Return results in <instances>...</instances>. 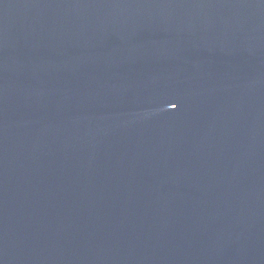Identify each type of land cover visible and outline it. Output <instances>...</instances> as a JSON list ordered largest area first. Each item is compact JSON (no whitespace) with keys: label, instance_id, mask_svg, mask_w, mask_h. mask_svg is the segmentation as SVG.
I'll use <instances>...</instances> for the list:
<instances>
[{"label":"water","instance_id":"water-1","mask_svg":"<svg viewBox=\"0 0 264 264\" xmlns=\"http://www.w3.org/2000/svg\"><path fill=\"white\" fill-rule=\"evenodd\" d=\"M0 264H264V0H0Z\"/></svg>","mask_w":264,"mask_h":264},{"label":"snow or ice","instance_id":"snow-or-ice-1","mask_svg":"<svg viewBox=\"0 0 264 264\" xmlns=\"http://www.w3.org/2000/svg\"><path fill=\"white\" fill-rule=\"evenodd\" d=\"M175 105H173V107H174Z\"/></svg>","mask_w":264,"mask_h":264}]
</instances>
